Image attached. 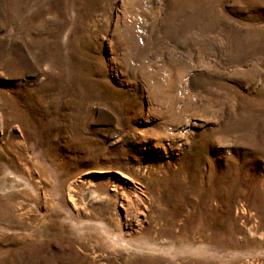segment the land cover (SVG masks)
Masks as SVG:
<instances>
[{"label": "rangeland", "instance_id": "374dc122", "mask_svg": "<svg viewBox=\"0 0 264 264\" xmlns=\"http://www.w3.org/2000/svg\"><path fill=\"white\" fill-rule=\"evenodd\" d=\"M0 264H264V0H0Z\"/></svg>", "mask_w": 264, "mask_h": 264}]
</instances>
